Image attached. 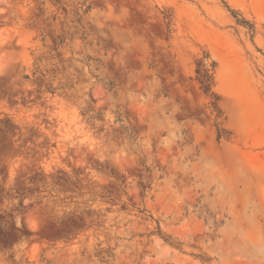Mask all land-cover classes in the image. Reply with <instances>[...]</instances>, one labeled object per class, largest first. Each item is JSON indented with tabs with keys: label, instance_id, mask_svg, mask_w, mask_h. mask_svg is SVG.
<instances>
[{
	"label": "rangeland",
	"instance_id": "374dc122",
	"mask_svg": "<svg viewBox=\"0 0 264 264\" xmlns=\"http://www.w3.org/2000/svg\"><path fill=\"white\" fill-rule=\"evenodd\" d=\"M0 264H264V0H0Z\"/></svg>",
	"mask_w": 264,
	"mask_h": 264
},
{
	"label": "trees",
	"instance_id": "16d2710c",
	"mask_svg": "<svg viewBox=\"0 0 264 264\" xmlns=\"http://www.w3.org/2000/svg\"><path fill=\"white\" fill-rule=\"evenodd\" d=\"M203 88H204V91H208V85L207 84H204Z\"/></svg>",
	"mask_w": 264,
	"mask_h": 264
}]
</instances>
